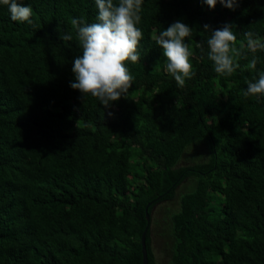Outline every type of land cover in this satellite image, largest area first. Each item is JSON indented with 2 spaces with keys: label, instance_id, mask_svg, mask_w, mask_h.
Segmentation results:
<instances>
[{
  "label": "trees",
  "instance_id": "obj_1",
  "mask_svg": "<svg viewBox=\"0 0 264 264\" xmlns=\"http://www.w3.org/2000/svg\"><path fill=\"white\" fill-rule=\"evenodd\" d=\"M18 2L33 24L0 4V264H142L146 227L147 263L157 264L152 212L184 182L164 222L168 264H264V96H243L264 51L248 69L245 47L247 59L221 77L203 31L231 24L237 47L245 31L264 42V0L235 11L144 0L141 59L126 63L132 88L110 109L70 87L81 54L71 21L96 22L95 0ZM177 20L192 28L195 76L183 88L155 43Z\"/></svg>",
  "mask_w": 264,
  "mask_h": 264
},
{
  "label": "clouds",
  "instance_id": "obj_2",
  "mask_svg": "<svg viewBox=\"0 0 264 264\" xmlns=\"http://www.w3.org/2000/svg\"><path fill=\"white\" fill-rule=\"evenodd\" d=\"M143 2L144 0H118V3H114V0H95L98 9L96 22L87 23L83 17L72 19L81 54L74 58L71 69L74 81L70 82V87L79 91L83 101L91 96L105 109H110L114 102L127 99L134 77L126 63L131 61L136 64L141 59L138 49L143 34L137 25L141 22ZM218 2L233 11L239 6V0H203L209 9H215ZM0 4L8 6L12 21L33 24L30 6H25L18 0H0ZM234 27L225 24L219 29H211L209 25H203V31L211 32L207 40V58L213 62L215 73L221 77H231L239 67L235 61L239 58L247 59L248 52L252 54V58L246 67L256 69L258 57L255 54L258 50L264 51V42L253 31L243 32L246 45L237 47ZM57 31H60L59 27ZM191 35L192 28L177 20L161 31L155 41L166 58L165 70L174 78L178 88L185 87L186 81L195 76L190 62L192 52L186 42V38ZM60 39L67 42L73 36L63 33ZM245 47L248 52L244 51ZM243 96H264V72H259L258 78L247 82ZM111 114L110 112L109 115Z\"/></svg>",
  "mask_w": 264,
  "mask_h": 264
},
{
  "label": "rangeland",
  "instance_id": "obj_3",
  "mask_svg": "<svg viewBox=\"0 0 264 264\" xmlns=\"http://www.w3.org/2000/svg\"><path fill=\"white\" fill-rule=\"evenodd\" d=\"M190 183L184 182L177 188L175 197L166 202H162L156 205L153 209V221L151 225L152 234V247L157 264H168V257L166 255L167 246L166 242V226L164 222H167V217L172 211L178 208V197L183 191L189 187Z\"/></svg>",
  "mask_w": 264,
  "mask_h": 264
},
{
  "label": "water",
  "instance_id": "obj_4",
  "mask_svg": "<svg viewBox=\"0 0 264 264\" xmlns=\"http://www.w3.org/2000/svg\"><path fill=\"white\" fill-rule=\"evenodd\" d=\"M146 220H147V222H148V220H149L148 214H146ZM146 231H147V227L145 228V230L143 231V233H142V235H141L142 264H148V263H147L146 250H145V237H146Z\"/></svg>",
  "mask_w": 264,
  "mask_h": 264
}]
</instances>
